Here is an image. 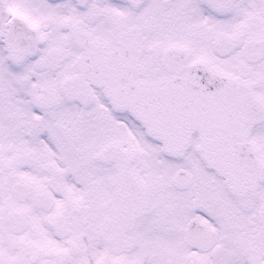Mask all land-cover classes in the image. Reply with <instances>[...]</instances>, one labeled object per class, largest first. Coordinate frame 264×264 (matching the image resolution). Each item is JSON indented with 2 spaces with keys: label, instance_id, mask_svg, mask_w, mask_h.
I'll use <instances>...</instances> for the list:
<instances>
[{
  "label": "snow or ice",
  "instance_id": "6c2138e0",
  "mask_svg": "<svg viewBox=\"0 0 264 264\" xmlns=\"http://www.w3.org/2000/svg\"><path fill=\"white\" fill-rule=\"evenodd\" d=\"M0 264H264V0H0Z\"/></svg>",
  "mask_w": 264,
  "mask_h": 264
}]
</instances>
